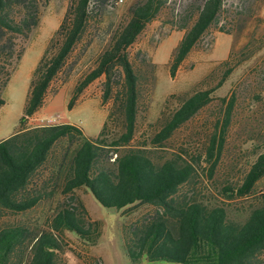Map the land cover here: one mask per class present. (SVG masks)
Segmentation results:
<instances>
[{"label": "rangeland", "instance_id": "obj_1", "mask_svg": "<svg viewBox=\"0 0 264 264\" xmlns=\"http://www.w3.org/2000/svg\"><path fill=\"white\" fill-rule=\"evenodd\" d=\"M71 0H35L38 25L28 37H14L13 65H2L0 84V141L15 133L29 92L30 81L44 51L70 6ZM140 0H104L90 5V18L82 39L46 93L42 107L26 125L39 127L70 124L84 136L97 137L113 112L107 133L121 131L122 118L113 99L103 101L105 78L89 84L75 100L68 102L75 87L96 66L98 56L108 47L114 32L128 19V11ZM204 0H166L159 14L148 23L135 43L127 49L139 75V102L135 134L128 147L144 150L155 162L178 159L190 164L193 173L180 189V197L196 199L208 205L223 206L235 220L245 219L258 204L264 192V177L252 194L242 198L226 196L224 189L234 190L241 184L257 156L264 152V0H223L216 23L199 40L170 76L175 48L187 27L191 26ZM17 15V11H13ZM234 66L224 83L212 93L211 101L190 120L180 126L162 144L153 143V136L179 106L180 96L216 86L226 66ZM240 61L238 65L236 62ZM114 91L121 84L116 73ZM234 98L230 116L226 113ZM214 147L210 153L212 141ZM77 142L73 145H76ZM61 142L48 161L32 178L30 189L42 195L40 202L21 213L0 211V231L22 227L31 236L49 229L56 210L66 204L77 207V200L86 209L87 218L97 221L100 235L96 246H86L71 233L58 234L61 252L59 264H132L122 249L120 227L149 217L154 209L140 205L122 214L124 209L102 207L84 188L63 193L64 173L60 169ZM214 166V169L212 167ZM14 261L28 264L30 248L25 246ZM258 262L264 264V253ZM137 264L149 263L144 258Z\"/></svg>", "mask_w": 264, "mask_h": 264}, {"label": "trees", "instance_id": "obj_2", "mask_svg": "<svg viewBox=\"0 0 264 264\" xmlns=\"http://www.w3.org/2000/svg\"><path fill=\"white\" fill-rule=\"evenodd\" d=\"M96 3L104 0H94ZM166 0H140L130 7L128 19L112 35L108 47L98 56L96 66L75 87L67 109L71 110L78 95L92 82L105 78L103 101L113 99L119 109L122 128L107 133L113 112L107 116L97 137L84 136L70 124L29 127L27 119L43 105L46 93L63 70L65 63L85 33L92 0H71L58 30L44 51L30 81L29 92L19 118L20 128L0 141V211L21 213L35 207L42 195L31 191L32 178L48 161L61 142L60 169L64 173L63 193L84 188L102 207L124 209L122 214L140 205L154 209L153 214L133 224H122V249L132 264L142 258L149 263L175 264H260L264 253V192L248 216L235 220L223 206L208 205L196 199L180 197L183 185L190 180L193 168L178 159L155 162L144 150L128 147L132 141L138 114L139 75L127 49L132 46L146 25L156 18ZM35 0H0V75L5 62L15 64L14 37L26 38L38 25ZM223 0H204L191 26L174 50L170 76L217 21ZM17 15H13V11ZM240 61L236 62L238 65ZM215 87L180 96L179 106L153 136V143L162 144L184 123L196 115L212 99L232 72L230 62ZM121 84L114 91L116 73ZM5 82L0 84V91ZM234 103L228 104L226 123ZM5 104L0 96V107ZM76 145L73 147V145ZM214 147L212 141L210 153ZM214 169V166L212 167ZM264 177V152L251 164L241 184L224 189L226 196L242 198L252 194ZM67 231L86 246H96L100 235L97 221L87 218L83 203L59 207L49 221V229L31 236L22 227L0 231V264L14 261L22 248H30L28 264H59L61 252L57 233ZM99 264V263H98Z\"/></svg>", "mask_w": 264, "mask_h": 264}, {"label": "built area", "instance_id": "obj_3", "mask_svg": "<svg viewBox=\"0 0 264 264\" xmlns=\"http://www.w3.org/2000/svg\"><path fill=\"white\" fill-rule=\"evenodd\" d=\"M48 126V125H47Z\"/></svg>", "mask_w": 264, "mask_h": 264}]
</instances>
